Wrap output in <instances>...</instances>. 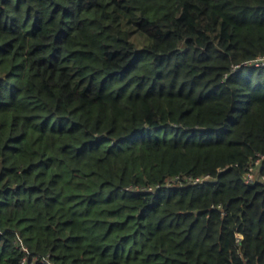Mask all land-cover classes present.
Listing matches in <instances>:
<instances>
[{
  "label": "trees",
  "instance_id": "16d2710c",
  "mask_svg": "<svg viewBox=\"0 0 264 264\" xmlns=\"http://www.w3.org/2000/svg\"><path fill=\"white\" fill-rule=\"evenodd\" d=\"M263 54L264 0H0V264H264Z\"/></svg>",
  "mask_w": 264,
  "mask_h": 264
},
{
  "label": "built area",
  "instance_id": "2783aa9c",
  "mask_svg": "<svg viewBox=\"0 0 264 264\" xmlns=\"http://www.w3.org/2000/svg\"><path fill=\"white\" fill-rule=\"evenodd\" d=\"M243 65H255V66H264V54L259 55L254 59L246 60L242 63ZM241 66V65H237ZM264 159V155H260L258 158H256L253 163L248 167L246 170V173L244 174V178L246 182L253 181L255 179V173L257 170V167L260 165L261 161ZM209 175H205L203 178H195L192 180L193 183H201L203 182L206 178H208ZM21 245L22 242L20 241ZM22 248L26 250L27 248L23 245ZM23 264H26L25 260L22 261Z\"/></svg>",
  "mask_w": 264,
  "mask_h": 264
}]
</instances>
